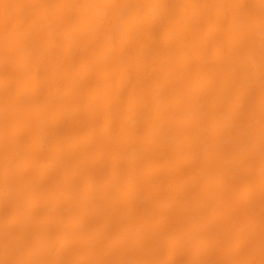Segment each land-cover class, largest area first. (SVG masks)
I'll return each instance as SVG.
<instances>
[{
    "label": "bare ground",
    "instance_id": "1",
    "mask_svg": "<svg viewBox=\"0 0 264 264\" xmlns=\"http://www.w3.org/2000/svg\"><path fill=\"white\" fill-rule=\"evenodd\" d=\"M0 6V264H264V0Z\"/></svg>",
    "mask_w": 264,
    "mask_h": 264
},
{
    "label": "rangeland",
    "instance_id": "2",
    "mask_svg": "<svg viewBox=\"0 0 264 264\" xmlns=\"http://www.w3.org/2000/svg\"><path fill=\"white\" fill-rule=\"evenodd\" d=\"M3 1H4V0H3ZM2 3H3V2H2ZM3 4H4V3H3ZM3 4H1V5H3ZM3 6H4V5H3ZM0 8L2 9L3 7L0 6ZM1 9H0V13L3 12V11H1ZM2 10H3V9H2ZM0 15H1V14H0ZM2 15H3V13H2ZM2 15H1L0 17H2ZM3 18H4L3 21H5V16H4ZM3 21L1 20L0 23H1L2 25H4L3 27H6V23H5L6 21H5V22H3ZM1 24H0V25H1ZM3 27H2V28H3ZM0 29H1V28H0ZM5 29H6V28H4V30H5ZM4 30H3V31H4ZM3 31H2V32L0 31V32L2 33V35H3ZM5 31H6V30H5ZM5 34H7V33H4V35H5ZM2 35H0V36H2ZM2 37H3V36H2ZM5 37H6V35H5ZM0 38H1V37H0ZM4 39H5V38H4ZM1 40H2V38H1ZM2 42H3V44H4L5 41H2ZM0 45H1V44H0ZM259 189H260V188H259ZM69 223H70V225H71V223L74 224V223L71 222V221H70ZM42 233H43V232H42ZM42 233H41V234H42ZM108 248L110 249V242H109V247H108ZM108 248H107V249H108ZM177 248L180 249V248H182V247H181V245H179V247H177ZM112 250H114V251H112V253H117V252H118L117 250H119V247L116 246V247H115L114 249H112Z\"/></svg>",
    "mask_w": 264,
    "mask_h": 264
}]
</instances>
